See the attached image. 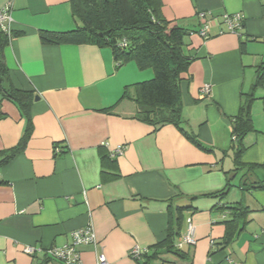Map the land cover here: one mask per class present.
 <instances>
[{
    "label": "crops",
    "instance_id": "1",
    "mask_svg": "<svg viewBox=\"0 0 264 264\" xmlns=\"http://www.w3.org/2000/svg\"><path fill=\"white\" fill-rule=\"evenodd\" d=\"M161 3L162 17L187 33L182 132L172 125L154 131L135 119L131 100L121 99L125 88L151 80V69L140 71L134 62L117 67L109 48L40 43L39 31L80 25L69 0H0V8L10 5L17 34L4 50L7 84L38 98L29 109L25 149L0 169V264H61L44 252L68 244L87 225L97 244L80 248V264H96L98 254L110 264H145L130 252L151 255L170 232L176 243L188 220L195 240L184 247L188 257L161 251L148 264H264V192L241 189L255 176L264 181V171L232 172L233 151H227L233 118L264 68V0ZM201 13L210 22L207 38L198 34ZM235 14L244 20L230 33L222 17ZM254 95V131L243 138L242 162L264 164V83ZM25 127L18 107L0 94V150L16 146ZM118 145L123 154L110 159ZM228 180L222 200L202 197ZM237 203L249 210L246 224L224 245V222L232 217L226 208ZM27 246L40 252L27 255Z\"/></svg>",
    "mask_w": 264,
    "mask_h": 264
},
{
    "label": "trees",
    "instance_id": "2",
    "mask_svg": "<svg viewBox=\"0 0 264 264\" xmlns=\"http://www.w3.org/2000/svg\"><path fill=\"white\" fill-rule=\"evenodd\" d=\"M69 4L72 17L80 25L69 32L39 31L40 43L42 45L87 44L109 48L117 67L134 62L140 71L151 69L153 78L125 88L121 99L131 100L136 106L135 119L152 126L154 131L164 125H172L182 132L180 76L187 71L191 63V60L183 54V40L187 33L176 22L167 21L162 17L161 0H69ZM16 35L11 33L9 38L0 31V94L3 99L18 107L25 118L26 127L16 146L0 150V169L25 149L32 131L29 109L34 100L33 93L16 90L7 84L8 68L4 50L10 39ZM262 69L252 91L244 95L238 113L233 118L230 148L233 151L232 172L235 173L242 170H245L244 174H253L255 170L264 171V164L242 162L245 151L243 138L254 131L251 106L255 100L254 90L264 83V68ZM191 140L198 144L194 139ZM230 186L228 180L224 189L202 197L222 200ZM241 189L264 192V181L258 180L255 176L253 182L248 186L242 184ZM197 198L191 197L190 200ZM226 209L232 217L224 222V245H228L238 235L240 224H246L244 217L249 212L242 203ZM179 210L181 211L182 208ZM176 235V232H170L166 240L155 247L153 254L145 253L141 257L145 259L144 263L148 264L158 259L161 251L187 258L188 253L184 252L185 249H177L173 243Z\"/></svg>",
    "mask_w": 264,
    "mask_h": 264
},
{
    "label": "built area",
    "instance_id": "3",
    "mask_svg": "<svg viewBox=\"0 0 264 264\" xmlns=\"http://www.w3.org/2000/svg\"><path fill=\"white\" fill-rule=\"evenodd\" d=\"M10 5H6L0 8V31L3 32L6 36L10 38L11 36V29L10 25L12 23ZM200 19L203 21V24L198 31V34L203 37L207 38L209 34V21L205 20V14H199ZM223 23L226 26L227 30L230 33H237L238 30L241 29L244 17L242 14H235V15H223L222 17ZM202 92L207 95L209 93V87L206 86L203 88ZM103 147H107L108 145L103 142ZM58 152L57 149H55ZM124 152V146L118 145L112 150H109V157L111 159H115L120 157ZM97 244V239L93 228L91 225H87L84 228L75 230L71 233V240L68 244L59 247V248H52L48 249L44 252L45 256L50 259L57 261L61 264H80V248L85 246H93L95 247ZM195 245V240L192 235V226L191 221L188 220V228L184 235H182L178 241L175 243V247L177 249H183L184 247H192ZM40 252V250H36L33 247H25L23 252L27 255H32L35 252ZM146 253L145 250H140L138 248H134L130 252V257L134 260L140 259ZM96 264H110L106 258L102 254H98L96 258Z\"/></svg>",
    "mask_w": 264,
    "mask_h": 264
},
{
    "label": "rangeland",
    "instance_id": "4",
    "mask_svg": "<svg viewBox=\"0 0 264 264\" xmlns=\"http://www.w3.org/2000/svg\"><path fill=\"white\" fill-rule=\"evenodd\" d=\"M227 151L229 152L230 155L232 154V150H230L229 144H228ZM226 155H227V158L230 157V155L229 156H228V154H226ZM240 176H241V173L236 178H234V180H235L234 184H237L238 182H240Z\"/></svg>",
    "mask_w": 264,
    "mask_h": 264
},
{
    "label": "water",
    "instance_id": "5",
    "mask_svg": "<svg viewBox=\"0 0 264 264\" xmlns=\"http://www.w3.org/2000/svg\"><path fill=\"white\" fill-rule=\"evenodd\" d=\"M37 99H38L37 97L34 98V100H37Z\"/></svg>",
    "mask_w": 264,
    "mask_h": 264
}]
</instances>
